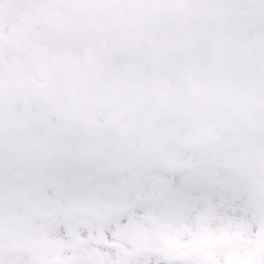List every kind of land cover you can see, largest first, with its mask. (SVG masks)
I'll return each instance as SVG.
<instances>
[{
    "label": "snow or ice",
    "instance_id": "snow-or-ice-1",
    "mask_svg": "<svg viewBox=\"0 0 264 264\" xmlns=\"http://www.w3.org/2000/svg\"><path fill=\"white\" fill-rule=\"evenodd\" d=\"M11 3L16 9L15 27H23L36 21L40 25L41 37L51 35L47 31V16L57 9L64 0H0V18L3 16L5 3ZM72 4L83 5L89 0H70ZM132 4L179 3L206 7L210 12L221 8L239 9L249 0H125ZM264 11V0H258ZM264 33V24L260 25ZM209 33L199 42L198 53L181 61V52L177 42L189 44L199 37L200 32ZM109 27L92 30L86 43H81L78 35L56 36L50 43L40 45V59L45 65L52 61L64 64H76L82 71L67 73L64 84L71 88L77 80L94 79L92 97L103 106L108 98L105 81H112L123 87L140 73L138 95L141 100L144 93L151 94L152 109L144 119L130 116L126 123L135 128L143 125L147 119L154 118L165 110L160 96L166 95L174 103L181 95L191 96L197 88L212 91L220 89L228 73L243 80L251 66L243 60H232L220 49L231 38L226 31L215 28L196 29L191 21L182 27L170 29L161 25L153 30L151 23L135 26L112 49L111 56L105 52ZM94 57V67L89 68V60ZM199 69L196 84L189 81L193 69ZM264 83V69L259 73ZM3 79L0 70V80ZM222 101V96L218 97ZM34 121L26 110L24 93H15L14 108L6 113L0 96V264H55L51 258L42 260L39 252L32 249L27 255L12 254V250L29 247L25 233L17 227V222L25 220L30 210L18 194L28 193L33 209L43 206L39 189L42 182L49 186V199L52 201L49 211H55V189L60 185L64 189V211L56 222L55 236L63 242L66 255L65 264H264V216L253 208L255 196L249 185L238 173H225L218 176L212 168L201 170L198 182L189 187L188 174H169L158 172L144 192L148 201H157L135 207L129 216L119 223H113L104 231L107 245L99 248L102 257L88 254H76L79 241H87V253L97 249L96 243L100 227L93 216L75 215L73 209L89 208L95 197L100 195L115 203L117 191L132 188L136 182V170L132 167L136 154L122 151L119 133L113 130L109 147L103 154L93 134L86 132L78 121L73 119L65 130L62 121L54 114L55 107L45 106L39 100V94L32 96ZM258 103L264 110V91L258 97ZM226 107V106H225ZM136 111H139L137 109ZM169 117L174 113L169 111ZM8 120L11 130L5 133L4 124ZM107 117H105V121ZM264 139V120L260 124ZM127 169L123 176L116 175L117 169ZM25 182L21 183L20 178ZM259 194L264 196V165L258 169ZM168 194L170 200H182L186 215L182 223L188 234L184 237L186 248L176 256L161 251L152 258L128 260L116 247L117 238L122 228L133 221L149 228V214L163 216L167 200L161 199ZM134 203V200L132 201ZM210 210L217 216L211 231L202 228L204 218ZM52 222V218H49ZM245 231L248 241L246 248L237 252L230 246V240L238 232ZM215 245L216 258L212 260L205 254L204 245ZM129 252L135 253V245L128 243Z\"/></svg>",
    "mask_w": 264,
    "mask_h": 264
},
{
    "label": "rangeland",
    "instance_id": "rangeland-1",
    "mask_svg": "<svg viewBox=\"0 0 264 264\" xmlns=\"http://www.w3.org/2000/svg\"><path fill=\"white\" fill-rule=\"evenodd\" d=\"M70 6L58 5L54 12L48 14L46 25L51 35L41 37L40 25L35 20L26 24L23 29H17L16 9L10 6L6 8L4 5L3 16L0 18V44L3 46L0 49V57L5 62L1 63L2 59H0V70L3 73V79L0 80V96L6 113H11L14 108L15 93L17 91L24 93L30 103L31 113L32 96L24 90V84L20 83H23L26 77L34 76L33 81L45 87L47 91L46 101L41 103L46 107L49 105L55 107L54 114L62 121L65 130H70L68 126L72 124L73 119L78 121L86 132L92 133L98 140L102 154L109 147L113 130L118 133L124 131V135L121 133L118 137L119 144L122 151L136 154L132 165L137 172L135 185L132 188L119 189L115 203L97 195L92 206L76 208L73 211L97 209L102 211L105 218L104 234L114 221V217L119 223L123 217L131 214L133 208L157 203L146 200L144 192L158 172L179 174L177 169L184 171L187 168L185 173L190 176L189 187H193L198 182V174L203 169L212 168L218 176L228 173L224 167V158L227 155H235L253 163L264 162V143L258 139L262 134L256 132L261 130L260 124L264 120V110L258 103V97L261 91H264V83L259 75L264 69V33L260 30V25L264 24V11H261L262 5L258 0H249L248 4L234 10L226 5L225 7L230 10L225 11L221 8L216 12H210L203 6H190L183 2L129 4L125 0H102L101 12L97 13L96 21L92 19L95 16L88 19L89 16L71 12L67 9ZM73 17L80 20H74ZM187 21H191L196 29L215 28L230 33L231 38L225 42V47L220 49V54H226L232 60L246 61L251 66V70L244 75L242 81L238 80L235 74L228 73L217 91L198 87L191 96L181 95L174 103L168 96L161 95V103L165 106V110L135 128L129 127L126 123L129 117L144 119L152 109L151 94L145 92L143 100L138 95V82L142 79L140 73L126 87L110 80L105 81L108 98L101 106L92 97L94 79L77 80L71 88L63 82L67 73L82 71L81 65L64 64L58 60L45 65L40 59L37 42L40 45L47 44L56 36L78 35L80 42L86 43L88 34L92 30L104 29L108 26L109 38L105 52L111 56L112 49L119 46V42L132 27L151 23L153 30H159L164 24L170 29H175L182 27ZM208 35L207 31L200 32L199 37L189 44L178 41L176 46L181 52L180 62L198 53L200 40L206 39ZM7 54L8 60L5 59ZM19 55H22V58ZM94 59V57L90 58L89 68L94 67ZM19 65L25 67L26 72L21 73L19 68H14ZM5 67L12 73H9ZM198 77L197 67L191 71L189 81L196 84ZM221 96L222 101L218 99ZM225 106L237 108L238 113L245 115L255 126L254 131L240 130L234 136L223 135L220 131L223 127L220 118ZM137 109L139 111H136ZM169 111L174 113V118L169 117ZM105 117H107L106 121ZM9 125L6 119L5 131L9 129ZM128 128H132L129 134L126 131ZM185 138L196 139L201 147L194 150L185 148L183 144ZM126 170L117 169L116 175L122 177ZM161 199L168 201L164 212L168 210L166 216L149 214V228L135 221L127 226L134 233H128L124 242L130 243L131 235H141L148 243V249L141 254H133V258L154 257L160 253L159 246L162 244L170 249L178 248L188 234L189 230L182 223L186 215L183 201L170 200L167 193ZM216 220L217 217L214 220L210 211L204 218L207 222L205 232L213 229ZM179 225L184 226L179 227ZM103 239L104 245H107L104 235ZM244 240V235L238 232L230 242ZM207 246H211V243H206L205 247ZM116 247L119 248L122 256L123 253L128 255L129 250L123 241L117 239ZM32 249L19 248L13 254L27 255ZM86 250L83 249L80 253L76 251V254L90 255ZM40 254L45 261L50 258L53 260L58 256L56 250H45ZM171 254L176 255V252Z\"/></svg>",
    "mask_w": 264,
    "mask_h": 264
},
{
    "label": "flooded vegetation",
    "instance_id": "flooded-vegetation-1",
    "mask_svg": "<svg viewBox=\"0 0 264 264\" xmlns=\"http://www.w3.org/2000/svg\"><path fill=\"white\" fill-rule=\"evenodd\" d=\"M101 4H102V0H89L88 3L83 4V5H75L72 4L70 2V0H68V3L61 5L63 7H68L70 5V9L71 12H76L78 14L81 15H86L89 16L88 19H91L93 16H95V18H92L94 21H96V19L98 18V12H101ZM84 5H90L93 8L92 12H88L86 11ZM6 8L7 7H13L15 8V6L11 3H5ZM97 14V15H96ZM72 17V16H71ZM74 20H80L76 17H73ZM1 47H3L0 44V49ZM5 47V45H4ZM22 58V55H19ZM6 60H8L9 55L7 54L5 56ZM0 59H2V57H0ZM5 62L4 59L1 60V63ZM24 64V63H22ZM14 68H19L21 73L26 72L25 67H23L22 65L19 66H15ZM5 69L9 72L12 73V71L8 68L5 67ZM31 75H34L33 73H31ZM34 76H31V78L26 77L23 81V83L20 84H25L27 86V83H34L33 82ZM26 103V110L29 113V116L31 114V118L35 121L36 120V116L33 112V108L31 109V113H30V109H29V102H28V98H25ZM11 130V126L9 125V129L5 131V133H9ZM248 132V131H247ZM256 132L261 133V130H257ZM259 141L264 143V139H262V135H259L258 137ZM129 154H133L132 152H129ZM264 158V157H263ZM248 167L250 168L248 171V175L247 176H241V178L249 185L250 190L253 192L255 199L253 201V208L255 209L256 213L264 216V196H261L259 194V180H258V169L264 165V162H251L246 161ZM133 165V164H132ZM227 169V168H226ZM184 171H181L180 169H177L179 174H186ZM228 173H231L230 170H227ZM20 182L24 183L25 182V178L21 177L20 178ZM39 194H40V200L43 204L42 207L40 208H35L33 209L29 199H28V193H21L18 194L19 198L24 202L25 206L27 208H29L30 210V214L29 216L25 219V220H21L17 222V227L19 229H21L26 236V241L29 245V247H25L24 249H35L36 251L39 252V255L41 256L40 252H44L45 250H50V251H57L58 256H56L55 258H53V261H55V264H65L64 262V257L66 255L65 252V247L63 245V242L60 241L56 236H55V229H56V222L58 221L59 217L63 214L64 211V201H65V193H64V189L62 186L57 185L56 189H55V211L54 213L49 211V207L52 203V201H50L49 199V186L46 182H42L40 189H39ZM58 201V202H57ZM212 212L213 218L215 220L216 213L214 210H210ZM209 211V212H210ZM75 215H90L93 216L99 227H100V234H99V238L97 239L96 243L98 245L97 249H95L92 253H90V255L101 258V252L99 250L100 247L104 246V239H103V230H104V215L102 214V211L100 210H83V211H73ZM168 213V210H166V213L163 214V216H166ZM109 214V213H107ZM115 216V215H114ZM52 218V222H49V218ZM116 218L114 217V221L111 223H117ZM184 225H179V227H183ZM202 228L204 231L207 230V222H205L203 220L202 223ZM209 230V229H208ZM121 231L124 234V241L125 239L128 237L127 234L128 233H134L132 230H130V228H128L127 226L122 228ZM242 234H244V241L242 242H229L230 246L237 252H241L243 251L246 246H247V239H246V232L245 231H240ZM135 235H131L130 239L132 237H134ZM125 243V246L127 247V243ZM131 242V241H130ZM145 247L146 250L148 249V243L145 241ZM20 247L17 246L15 249H19ZM186 248V245L183 243H180L178 248L175 249H170V247H168L165 244H162L161 246H159V251H166L168 253H173L176 252V256L180 255L183 250ZM83 249H87V241H79V245L76 251H78L79 253L83 250ZM128 249V248H127ZM204 251L205 254L209 256V258H211L212 260H215L216 258V249H215V245L211 244V246H207L205 247L204 245ZM59 254H61V257H59ZM133 254L135 253H131L129 252L128 255L123 253L124 257L129 258V260L131 259H135L133 258ZM158 254V253H157ZM156 254V255H157ZM42 258V257H41ZM152 258V257H149ZM42 260L45 261L44 258H42Z\"/></svg>",
    "mask_w": 264,
    "mask_h": 264
},
{
    "label": "water",
    "instance_id": "water-1",
    "mask_svg": "<svg viewBox=\"0 0 264 264\" xmlns=\"http://www.w3.org/2000/svg\"><path fill=\"white\" fill-rule=\"evenodd\" d=\"M88 10H92V7H90V5H84ZM36 89V88H35ZM37 90V89H36ZM228 112L233 115L234 117H232V124L233 126H228L226 128H224L222 131L224 133H227V134H232L233 131H235L236 129L238 128H241V127H245V128H250L251 125L242 117V116H239L238 114H235L232 112V110H228ZM187 144H194V143H191L190 141H186ZM226 165L227 167L239 172V173H242L243 170L245 169L244 165L238 161V160H235L233 158H230L228 157L227 160H226ZM122 234V233H121ZM122 236L120 235L119 238H121ZM132 242L135 244L136 246V250L137 251H141L142 250V243H141V238L139 237H136V238H133L132 239Z\"/></svg>",
    "mask_w": 264,
    "mask_h": 264
}]
</instances>
